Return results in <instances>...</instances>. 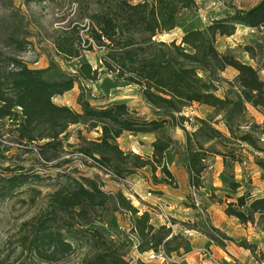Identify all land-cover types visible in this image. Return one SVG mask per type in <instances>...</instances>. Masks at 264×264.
<instances>
[{
	"label": "trees",
	"instance_id": "1",
	"mask_svg": "<svg viewBox=\"0 0 264 264\" xmlns=\"http://www.w3.org/2000/svg\"><path fill=\"white\" fill-rule=\"evenodd\" d=\"M145 1L131 5L120 0L121 13L117 20L108 14L96 15L97 28H92L90 38L99 48L105 49L102 59L104 70L117 79L140 86L141 98L154 116L150 119L140 116L125 103L104 109L94 107L85 96L82 81H96L99 73L87 61L80 60L77 74L71 76L51 65L30 68L19 57L4 56L0 63V121L7 119L11 123L17 144H30V152L36 151L47 162L58 158L70 126L83 124L89 132L99 131V137L92 140H85L79 134L81 144L75 153L96 160L99 168L110 170L118 182L133 178L137 169L148 168L155 184L176 188L175 176L168 167V155L173 153L187 171L189 187L199 189L206 161L211 156L220 157L224 169L221 179L224 190L222 197L213 195L214 202L223 204V214L234 217L242 226L264 219V196L253 197L244 181L235 178V166H241L245 161L243 147L248 146L255 153L253 164L260 170V179L264 180V155H260L264 154L261 146V136H264V79L260 76L261 69H264V44L242 47L255 65L243 62L231 51L220 52L216 47L218 37H230L239 25L254 30L264 29V0L247 9L233 7L220 18L208 20L204 28L186 30L178 44L176 41L156 42L151 38L156 32L173 30L177 26L178 11L191 9L195 0H151L153 6ZM134 29L147 36L142 41L123 36L124 32L130 33ZM7 43L21 54L29 47L26 42L16 40L14 32L7 36ZM57 47L64 56L81 57L67 43H60ZM257 61H261L260 64ZM227 68L236 72L232 80L221 76ZM76 82L80 90L76 98L79 111L52 101L53 97L71 91ZM223 83L226 89L218 94L219 85ZM194 103L211 107L213 116L220 118L226 131L222 132L215 125L212 116L194 119L185 116L183 109ZM247 106L262 115L261 123L253 120ZM169 127L182 130L183 139L178 141L171 137L166 131ZM123 133L132 136L153 133L151 155L121 150L117 139ZM157 170L160 176H157ZM38 178L35 172L6 177L0 187V201ZM188 199L192 201L189 194ZM109 204L114 211L132 216L140 239L139 252L159 248L167 255L190 252L191 244L186 232L194 231L205 236L209 244L221 248L229 241L234 242L247 249L258 263L264 264V254L257 251L254 243L245 239L235 242L212 226L208 219L205 227L202 220L177 219H170L169 226L153 225L148 212L138 211L124 194H107L96 181L88 179L71 181L66 191L59 190L53 194L50 211L38 219L29 236L27 249L42 253L52 248L55 254L72 251L73 241L61 232L67 220L64 218L102 211ZM190 204L197 208L194 202ZM174 224H178L185 233H176L172 228ZM74 230L72 237L83 239L86 248L81 264H129L120 246L107 238L102 230L82 226Z\"/></svg>",
	"mask_w": 264,
	"mask_h": 264
},
{
	"label": "rangeland",
	"instance_id": "2",
	"mask_svg": "<svg viewBox=\"0 0 264 264\" xmlns=\"http://www.w3.org/2000/svg\"><path fill=\"white\" fill-rule=\"evenodd\" d=\"M120 0H0V63L4 56L19 57L28 67L46 68L54 66L58 70L66 72L68 75L75 76L80 64V60L87 61L92 69L98 71V79L96 81H82L85 90V96L96 107H106L121 101L128 103V107L137 112L140 116L150 119L154 116L151 108L143 101L140 95V86L132 85L123 79H117L112 73L104 70L102 59L105 56V49L99 48L96 43L92 48L87 45L86 39L90 37L92 28H97L94 17L96 15L108 14L117 20L120 17L119 10ZM128 3L136 4L143 0H124ZM260 0H195V4L191 9H180L177 14V26L170 31L156 32L151 38L156 42L176 41L178 44L184 32L192 27L204 28L211 18H220L226 11L236 8H251ZM149 6H153L151 0H146ZM85 20L90 21L89 29ZM12 32L16 35V40H22L28 44L25 53L16 52L14 46L7 43V36ZM125 37H134L142 41L147 35L141 31L134 29L132 32H124ZM85 41L84 46L82 45ZM60 43H67L69 48L77 51L81 57L64 56L57 47ZM264 44V29L254 30L239 25L233 35L230 37L222 36L216 40L217 50L231 51L235 56L239 57L243 62L254 64L248 55L242 50L247 44ZM261 61H257L260 64ZM222 78L232 80L234 70L229 68L221 74ZM260 76L264 79V69H261ZM74 88L61 95L60 99L66 100L71 106H79L77 103V94L79 93V84L76 82ZM226 89L225 83L219 85L218 94H222ZM58 98V97H56ZM211 107L194 103L190 107L183 109V114L191 119L195 117L210 118L212 116L215 125L222 131L226 129L222 125L221 120L214 115ZM253 120L258 123L260 117L252 116ZM187 128L191 127L186 124ZM68 134L63 139V149L58 153V158L52 161H45L40 158L36 151L30 152L32 146L30 144L16 143L13 126L5 119L0 121V187L5 183L6 177L19 174L37 173L38 179L27 182L17 188L13 195L6 197L0 201V264H81L86 253L83 239H74V229L82 226L83 228H97L105 232L107 238L112 239L125 254L127 261L133 264H146L137 258L130 246V242L126 235L120 232L118 226L127 221V214L114 211L111 204L102 211L89 212L87 215L72 214L64 221L65 227L61 231L65 238L73 241V250L66 253H54V249L47 248L42 253L32 252L27 249V242L32 231L35 229L38 219L50 211L51 197L59 190L66 191L71 181H84L85 179L94 180L100 188L107 194L121 192L129 196L131 190L124 185L117 187L112 177L105 175L97 168L87 163L81 156L75 153L78 145L81 144L79 134L85 140L95 139V132L85 129L83 124L72 125L68 129ZM167 133L174 139L180 141L183 131L179 128L169 127ZM261 146L264 148V136H261ZM130 139V138H129ZM147 141H141L142 151L147 147ZM139 145V144H138ZM144 145V147H142ZM245 150L246 164L241 165L242 171L247 174L252 172L253 164L252 149L248 146L243 147ZM148 149V148H147ZM135 153V152H134ZM260 155H264L260 153ZM171 161L178 162V157L173 153L169 155ZM206 169L204 172L205 189H197L194 200L189 203L196 202L201 207L206 208L208 204H218L214 202L215 197H222L224 184L222 183L223 166L220 157L211 156L206 161ZM245 168V169H244ZM221 170V172H220ZM220 172V173H219ZM219 173V174H218ZM157 176L160 172L157 170ZM235 171V175H236ZM239 174V173H238ZM249 175V174H248ZM251 175V174H250ZM243 180L248 189L251 184V176ZM136 181L140 182L144 188L150 187L154 183L151 172L148 168L137 169L136 175L133 176ZM118 183V182H117ZM120 184V183H119ZM146 190H152L147 188ZM157 192L156 190H153ZM189 192V191H188ZM131 201L139 208L143 207L151 210L147 201L138 200ZM167 202L169 220H165L170 225V219H177L174 215L176 207L174 202ZM190 204V205H191ZM155 212L159 214L158 210ZM217 220L221 214L216 212ZM115 219V222L113 220ZM206 217L202 220L205 227ZM178 220V219H177ZM107 222V223H105ZM151 223L157 225V221ZM211 223V222H210ZM221 225H224L220 222ZM158 226V225H157ZM173 230L178 233L183 232L178 224L172 225ZM188 234V233H187ZM189 235V234H188ZM77 240V241H75ZM243 240H237L239 242ZM234 243V242H232ZM203 246L215 257L228 264L225 258L219 257L209 243H203ZM234 243L229 251L237 257L242 258L243 249ZM227 257L230 254L226 253ZM176 259V258H175ZM180 263L181 259H176ZM177 264V262H172ZM171 263V264H172ZM239 263L238 260L236 262Z\"/></svg>",
	"mask_w": 264,
	"mask_h": 264
},
{
	"label": "crops",
	"instance_id": "3",
	"mask_svg": "<svg viewBox=\"0 0 264 264\" xmlns=\"http://www.w3.org/2000/svg\"><path fill=\"white\" fill-rule=\"evenodd\" d=\"M40 68V67H39ZM229 69V68H227ZM226 69V70H227ZM232 69V68H231ZM236 75V72L234 71V76ZM78 95V94H77ZM58 97V98H56ZM53 97L52 101H54L56 104L61 105V104H66L70 107H72L75 111H79V106H71L69 103L64 100L60 99V96ZM93 106L94 104L90 102ZM125 103L128 105L127 102L121 101L116 104H121ZM110 106V105H109ZM95 107V106H94ZM108 107V106H106ZM106 107H97L96 108H101L104 109ZM247 109L250 113L251 116H256L258 115L260 117V122L262 121V115L254 108L247 106ZM95 138L99 137L100 132L96 131L95 132ZM130 138V139H129ZM154 139L153 133L151 134H144V133H139L136 134V136L129 135L128 133H123L118 139L117 143L119 144V147L121 150L124 151H132L135 152L136 154L139 153L141 155H146L150 156L151 155V143ZM183 139V136L181 137V140ZM180 140V141H181ZM141 141H147V147L144 151H142L140 142ZM139 144V145H138ZM144 147V145L142 146ZM148 148V149H147ZM169 170L172 171V173L175 176L176 179V188L169 186V185H162V184H151L153 188L147 187L149 189L156 190L158 191V194L165 200H169L171 202H174V206L171 207L173 209L176 207L174 211V215L177 216V219L179 221L183 220H190V221H198V220H204L206 217L210 219L211 225L220 229L223 233H225L227 236H230L234 241L237 240H243L245 239L248 242L254 243L257 247V251H261L264 254V219L259 220L258 219L255 221L254 224H247V225H240L234 217H227L225 214H223V209L224 205L223 204H214L210 203L206 208L201 207L198 204V207L192 208L189 206V201H188V191H189V185H188V174L183 165H181L179 162H175L174 160L171 161V165L169 164ZM252 172L248 173L251 177V184H250V193L253 197L257 198L258 196H264V180L260 179V170L255 166L254 164L251 165ZM236 169V175L235 178L237 181H243L248 178L247 174V169H245V172L242 171L241 166L237 165L235 166ZM221 172V170H220ZM219 172V173H220ZM218 173V174H219ZM239 173V174H238ZM136 186L140 188L142 191H146L147 188H144L141 186L140 182L136 181V179L133 177ZM117 187H120L121 184L114 182ZM204 175L202 177V186L199 189H205L204 185ZM121 188V187H120ZM147 203L152 207V202L147 201ZM141 211H147L149 216H151V221L153 222L154 219L157 221V225H168V223L165 221L164 217L161 216L160 214H157L153 209L147 210L146 208H141L139 207ZM138 208V209H139ZM216 212L221 214V217L219 216L217 220V214ZM220 222H222L224 225H221ZM188 233V232H186ZM189 235V241L191 244V251L187 253H171L174 258L176 259H181L182 262H185V264H206V260L201 256L199 253L200 248L203 247V243H208V240L205 236H203L201 233H197L194 231H191L188 233ZM234 243L228 242L225 247H218L215 244H210L212 247H214L215 253L219 257L225 258L228 262V264H260L258 263L254 257H252L251 253L247 249H243V253L241 254L242 258L237 257L235 254H232L229 251V248ZM238 249H241L239 247ZM230 254L229 257H227V254ZM175 261L177 264L180 262L178 260ZM140 261L143 263L145 262L144 256H141ZM146 263V262H145ZM173 264V263H172Z\"/></svg>",
	"mask_w": 264,
	"mask_h": 264
},
{
	"label": "built area",
	"instance_id": "4",
	"mask_svg": "<svg viewBox=\"0 0 264 264\" xmlns=\"http://www.w3.org/2000/svg\"><path fill=\"white\" fill-rule=\"evenodd\" d=\"M85 23L89 29L90 21L88 22V20H85ZM82 41H83L82 45L84 46L85 41L84 40H82ZM86 41L88 42L87 43L88 46L89 45H91L92 47L94 46L95 42H94V40H92V38L89 37L86 39ZM77 155L81 156L87 163L91 164L92 166L97 168L102 173H105V175L110 176L114 179L113 173H111L110 170H107L105 168H99L96 160L90 159L81 153H78ZM246 163L247 162L245 160L241 163V165H245ZM118 183H120L122 186L124 185L125 187H128L131 190V193L129 194V196H127V195H124V196L137 209H138V207L131 201V199H133L135 201H138V200L151 201L152 207L157 209L159 214L161 216H163L165 220H167V221L169 220V215L167 212L169 207H167L168 206L167 202L158 193H156L155 191H152V190H146V191L140 190V188L136 186V183H135L133 178H127V179L123 180L122 182H118ZM196 191H197V189L194 186L189 187L188 194L191 196L192 200H194V196H195ZM194 203L198 207V204L196 202H194ZM138 211L141 212L140 208L138 209ZM125 214H127L128 219L123 224H120L118 226V228H119L120 232H122L124 235H126L127 239L130 242L132 252L137 258L140 259L141 256H144V260H145L146 264H171L172 262H175V258L173 257V255L171 253H170V255H167L162 248H159L158 250H155V251L139 252L140 239H139V236L137 234V231H135V229H134L132 216H130L129 213H125ZM188 233H190V232H188ZM199 253L206 260V262H207L206 264H224V261L213 256L207 250V248L204 246L202 248H200ZM128 262H129V264H133V262L131 263V261H128Z\"/></svg>",
	"mask_w": 264,
	"mask_h": 264
}]
</instances>
